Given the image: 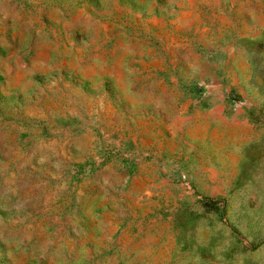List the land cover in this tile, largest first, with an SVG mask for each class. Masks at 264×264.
Listing matches in <instances>:
<instances>
[{
	"label": "rangeland",
	"instance_id": "rangeland-1",
	"mask_svg": "<svg viewBox=\"0 0 264 264\" xmlns=\"http://www.w3.org/2000/svg\"><path fill=\"white\" fill-rule=\"evenodd\" d=\"M0 264H264V0H0Z\"/></svg>",
	"mask_w": 264,
	"mask_h": 264
},
{
	"label": "trees",
	"instance_id": "trees-1",
	"mask_svg": "<svg viewBox=\"0 0 264 264\" xmlns=\"http://www.w3.org/2000/svg\"><path fill=\"white\" fill-rule=\"evenodd\" d=\"M204 204L206 205V207L216 211V213L219 214L220 216L224 215V210L219 205L213 204L209 200H204Z\"/></svg>",
	"mask_w": 264,
	"mask_h": 264
}]
</instances>
